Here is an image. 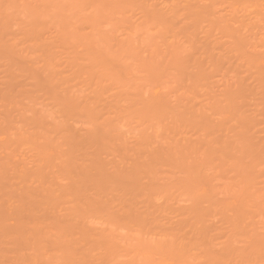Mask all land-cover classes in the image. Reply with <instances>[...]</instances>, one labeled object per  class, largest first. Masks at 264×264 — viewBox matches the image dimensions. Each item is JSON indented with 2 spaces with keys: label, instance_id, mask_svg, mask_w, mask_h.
Returning <instances> with one entry per match:
<instances>
[{
  "label": "rangeland",
  "instance_id": "1",
  "mask_svg": "<svg viewBox=\"0 0 264 264\" xmlns=\"http://www.w3.org/2000/svg\"><path fill=\"white\" fill-rule=\"evenodd\" d=\"M0 264H264V0H0Z\"/></svg>",
  "mask_w": 264,
  "mask_h": 264
}]
</instances>
